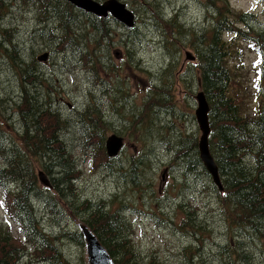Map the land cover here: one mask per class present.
Wrapping results in <instances>:
<instances>
[{
    "label": "trees",
    "instance_id": "16d2710c",
    "mask_svg": "<svg viewBox=\"0 0 264 264\" xmlns=\"http://www.w3.org/2000/svg\"><path fill=\"white\" fill-rule=\"evenodd\" d=\"M21 1L40 2L46 5L50 3V0ZM6 12L5 8L1 7L0 0V23L3 20L2 15H5ZM169 20L170 31L174 37L179 36L185 40L190 38L191 32L181 30L175 16ZM238 32H241V30H238ZM242 37L243 34H238L237 36V38ZM59 38V46L62 47L59 49L57 47L48 49L52 57L53 53H55L53 59H57V61H54V64L57 66L61 63V60L67 61L71 58L70 54L74 57L76 52H78L81 53L83 62H79L73 73L71 72L72 82L76 80L75 75L79 73L84 75L92 74L91 78L98 77L100 70L105 67V64L102 63L101 56L96 53L94 44L83 45L84 43H88L86 35L82 34L76 40L71 41L66 34V29L64 30L63 28L61 29ZM68 43L72 45L70 47L72 51L65 55L68 46L65 45ZM218 44L219 42L204 45L205 48L201 49L199 57L201 62L198 63V66L202 69L203 88L208 94L211 106L209 114L212 128L209 140L210 151L217 158L219 173L226 192L223 195L224 197H222L215 186L210 191L208 181L202 184L201 192L208 195L211 201L214 202L216 210L220 214V220L229 233L224 246L229 249L252 248V245L256 243H264V153L262 152L264 148V108L261 110V119L257 123L250 124L240 118L246 114L239 110L248 108V106L244 101V96H233L234 90L237 89V84L233 74L222 63V56L224 54H222V48L220 47L221 52L217 51ZM219 45L227 47L226 52L233 51V48L238 47L235 39L220 41ZM4 54L10 59L13 66L7 68V72L14 79L18 80L15 87L18 88L20 96L16 98L15 102L18 104L23 121L29 120L31 113L35 112L34 108L42 110V114H45L48 120L55 119L58 113L51 114L48 112L47 105L44 110L43 103L36 101L33 95L32 89L37 88L44 82L42 76L38 72L35 73L34 64L30 63L27 65L26 55L19 51L18 47L14 49L13 54L9 50H4ZM29 55L31 56V60L36 61L34 52ZM90 61L92 70L91 65H89ZM172 87L174 85L154 88L153 94H151V97L155 98L154 103L167 106L169 99L164 91ZM3 100L4 98H0V103ZM124 101V96L119 94L117 104L125 122L123 126L118 128L119 131L117 132L131 137L137 132L138 124L143 120L144 116L142 114L144 113L134 112L133 109L135 108L127 107L124 105L127 103V100L126 103ZM158 105H156V109H154V105L148 109V112L154 111L156 119H159L160 111L170 115V120L177 115V112L172 109L171 105H169V108L173 111L164 110L159 108ZM96 106L97 104L91 99L86 107L75 112L77 114L73 120L72 115L62 118V120L63 125L68 131H72V125L81 127L80 131L84 133V136L81 138L83 142L82 147L85 152L90 154L92 167L107 169L104 160V138H98L99 132H104L103 135L107 133L103 121L94 112ZM246 117L245 119H247ZM150 119L151 117L149 116L147 125H149ZM156 121L158 123V120ZM61 123L59 127L62 126ZM85 123H89L91 127L85 128ZM37 124L38 120L34 125L37 126ZM156 126L159 132L160 128L158 124ZM167 126L176 135L180 133V130L177 129L179 133L174 130L170 121L167 123ZM22 130L23 133H21ZM22 130L16 131L21 137L16 142L13 139L9 142L6 137L0 135V184L7 183L6 186L0 187L2 191L1 204L9 213L13 222L16 224L21 222L23 225H18L19 232L15 234L10 223L0 220V264H18L20 260L35 264V261L41 257L45 258L50 264H75L66 255L47 245L46 241H49V237L53 234L45 233L43 227H40L37 213L31 206V202H33L31 191L35 189L39 198L46 194L38 183L36 175L37 165L46 172L50 170L55 176L51 178V182L55 184V191H47L49 192V196L47 197L49 201H52L53 206H55L59 205L58 199H62L64 202L67 201L70 207H76L74 206L75 202L77 200L80 201L79 206L82 209L79 211L86 212L88 210V215L85 214V219L82 212V218L106 246L116 264H166L156 253L142 254L140 252L134 241L135 229L130 222L128 213H124V207L128 203H132L133 209H137L139 202L145 200L130 202V200L113 195L107 201H95L96 205L90 199L81 198L74 189L69 188L67 191L68 186L66 182H69L72 187V183L76 180L77 176H72L76 175L72 172V155L70 153H66L65 155L63 143L54 135V133H57V130H53L51 138L46 136L47 130H43L42 133L39 132L40 129L38 128L29 129L28 124L24 125ZM167 136L163 135L164 138ZM176 142L181 159L175 165L179 164L184 170L183 176L186 178L196 173L199 175L207 173L205 168L200 164L196 138L189 150L187 149L188 143L186 138H179ZM30 147L32 152L29 151ZM88 148L90 149L88 150ZM239 148L250 149L238 154ZM253 151L257 154L251 157L250 154ZM35 154L37 155L36 163H33L32 156ZM235 157H238L237 161L234 160ZM129 160L130 158H127L125 161L128 162ZM134 161L137 162V157H134ZM136 167L135 162L128 163L126 166L128 178L133 181L131 187L139 188V192L142 194L147 188L149 194L147 202L157 198L159 193L156 187L152 188L142 184L140 181H135L134 176L138 173V167ZM56 169H60L57 174H55ZM173 186L175 187V184ZM220 201L223 204V208L217 206V203ZM48 206H50V202ZM149 210L153 211V208ZM141 211L142 209L139 212ZM191 213L190 210L179 205V210L174 214L175 218L182 219L176 225V228L186 233L189 237H192L190 235H194L192 237L194 241L183 245L179 251L182 259L187 264H201L202 260L197 259L198 256L195 254L199 250L203 252L202 245L204 241H202L203 238L201 237L206 234V231L210 233L205 228V225L209 224L210 227L213 226L209 218L202 214L204 218V225L202 227L200 220L197 219V215L194 217L191 216ZM156 216L160 219L163 218L166 216L165 211L159 209ZM30 225L34 228L30 227ZM76 236L72 234L73 239ZM226 248H221L220 255L224 254L223 251ZM242 256L246 258L249 255L247 253L246 255L240 253L237 255V259L240 260Z\"/></svg>",
    "mask_w": 264,
    "mask_h": 264
},
{
    "label": "rangeland",
    "instance_id": "374dc122",
    "mask_svg": "<svg viewBox=\"0 0 264 264\" xmlns=\"http://www.w3.org/2000/svg\"><path fill=\"white\" fill-rule=\"evenodd\" d=\"M9 1L13 4L12 13H10L8 17L3 20L2 25L8 26L9 24H12L17 27V30H14L16 33L13 34L15 41L26 39L32 40V32L35 27L34 21H28L26 18L27 13H25V17H21L18 13L20 10L25 9L27 4L23 3L21 0ZM134 1L135 0H131L130 5H133ZM164 1L165 0H153V8L144 4L145 0L138 1L137 6L140 8V23L136 22V30L137 32H145V35L141 36L137 34L136 38H133L131 40L132 42L127 44L132 48L134 57L133 61H130V64H132L131 67L128 69L125 66L123 68L119 67L110 69V67L105 65V67L100 70L98 77L91 78V81L86 79L84 74L79 73L75 75L76 80L72 82V88L75 91H71L68 87V82L71 78V72L73 73L75 68L78 66V63H81L80 53L76 52L74 57H72L75 59L74 61L61 60V63L57 66L54 64V61L56 62L57 59H53V57H55V53H53V57L50 54V58L52 60L51 63L53 66H56L54 70L55 74H51L49 76V74L45 72L47 71L46 67H43L45 71L36 67L35 73H40L42 79L46 81L40 84L37 88L32 89L35 100L40 102L44 99H48V94H50V97L53 98L55 102H59L61 104L63 115L68 116L73 105L77 106L79 110H82L92 99L97 104L94 112L99 119L103 121L106 133H108L110 130L118 129L123 126L125 119L121 115V111L109 109L108 100L111 97L107 96L106 99L104 98L105 93L102 89L103 83L108 81L111 86L113 84L111 82V78L116 80L115 76H117L119 80L125 79V83L122 85L124 91L120 94L126 96V106L140 109L145 114L148 107L154 105V109H156V105H158L152 100L151 103L148 104L149 99L152 97H144L146 93L143 95L144 88L148 82V75L145 73V70L149 69L151 72L156 73L157 70H159V66L163 65L166 68L169 61H171V63L173 62L174 68L172 70L170 80H174L175 84L179 83V85L182 84L188 87L187 102L189 105L186 106L187 115L183 116V129L188 133V136L182 137L186 138L188 143L187 149L189 150L199 133L194 116L195 101L191 97V90L195 93L196 91L194 90L196 89V86L195 78H192V74L186 70L185 63L181 60L184 58L187 61H192L193 58L196 57V53L192 51L185 52L188 48L187 40L182 39L179 36H176L178 38H170L168 43L169 45L166 50H164L165 41L163 37H160L162 35L160 23L162 22L159 17L169 19L174 16L172 13L176 12L178 15L177 22L182 24L181 30H187L190 32L194 30L197 34H201L211 27L210 15H204V12L200 9L197 0H169L171 2L170 5H165ZM229 2L231 4H236L240 10L246 11V7L258 6L260 0H229ZM64 8L65 7L63 6L61 7V9ZM145 12H154L152 19L150 20L153 22L157 21L156 26L146 25L144 27L143 20L145 19H142V15ZM259 14L260 13L257 15ZM72 15H74L75 20L70 23L71 29L81 34V30L77 29L78 24L82 22L81 16L77 15L73 9ZM38 26H42V23H39ZM66 26L69 25L66 24ZM90 28L91 27L88 25L87 29ZM253 34L255 35L254 30ZM120 37V35L118 37L115 36L114 40H116V38L119 40ZM74 40L75 39L72 41ZM88 45H91L90 39L88 41ZM115 45L120 46L121 43L116 42ZM71 46L72 45L67 46V52H65V55L72 51L70 50ZM239 46H246V43L240 41ZM60 47H57V49ZM18 49L25 55L31 54L33 51L36 56L39 54V50L33 42H29L26 45L18 47ZM122 50L124 51V47ZM46 51L49 52V50ZM189 55L192 57L188 58ZM240 56H242L241 63L243 64V68L234 67L232 71L237 73L235 81H238L243 86L248 87H242L241 89L244 93H248V91H250L252 94L249 99L246 97L247 101H250V106H252L256 103L253 96L264 98V82L260 89L257 87L254 88L260 93L259 95L252 88L254 85L253 82L255 81L256 71L253 69V66L250 65V62L254 57V53L245 49L244 52H241ZM124 59L126 60L125 62ZM128 61L129 59L125 55V58H123L120 62L126 65ZM176 62H178L177 64L180 67L175 74H173L174 70L177 68V66H175ZM3 63V60H1L0 65ZM7 71L8 69L0 70V98H4V100L0 103V135L2 137H6L9 142H11L12 139L16 142L17 139H21L20 135L16 131L22 130L24 125H34L38 120L37 126L34 125V127L40 129L42 126L44 127V125L49 123L47 122L45 114H42L43 111L38 108H34L35 112L31 113L29 120L27 119L23 121L22 114L18 109V104L15 101H12L11 103L7 102V94L14 95V93H16L17 96H20L18 88L15 87L16 84L13 76ZM91 75L88 76L91 77ZM251 77L253 78L251 79ZM55 78L58 79V82H55ZM179 85L178 87H180ZM92 86L94 88H92ZM49 87L52 90L49 89ZM78 89L79 91H77ZM149 93L153 94V91H149ZM158 107L164 110L173 111L169 108V105L163 106L159 104ZM135 109H133L134 112ZM74 118L75 116L72 112V120ZM161 119L166 121L165 115H161ZM170 122L173 125L172 127L174 130L179 133V119L174 120V118H172ZM61 124L62 126L58 128L56 134L58 139L63 143L65 155L66 153H72L71 155L73 159L71 158V167L72 172L76 174L72 176H77L76 180L72 183V187H67V191L69 188L74 189L81 198L90 199L96 205V200H107L113 195H117L122 199L130 200V202L140 201L142 199L145 200L140 201L137 209L133 210L138 213L142 209L147 213V217L144 215L139 216V214L133 213L130 209V213L127 214L130 218L132 226L135 229V244L142 254L151 252L156 253L166 264H187V262L182 259V255L179 250L183 245L189 244L191 242V238L183 231H179L178 228L173 227L171 223L164 222L162 224L159 221V217H154L159 212V206H164L163 210L168 211L170 216L173 217L174 205L177 204L178 206L181 205L182 207L190 210L192 212L191 216L194 217H196L197 211L199 210V212H201L199 220L202 227L204 225L203 215L209 218L210 223L213 226L210 227L209 224L205 225L210 233L206 231V234L201 237L206 239V242L202 245L204 249L203 252L199 250L195 254L198 256L197 259L202 260L201 262L212 264L228 263L227 259H222L217 253V243L224 244L228 235L221 234L217 231L223 224L220 220V214L216 210V206L214 202L211 201L210 197L204 192H201L202 184H204L208 179L210 180V177L206 173L198 175L197 177L195 175H189L186 177L188 181L185 182V177L183 176L184 170L179 164L175 165L181 159L180 152H178L176 145H174L171 149H167L166 143L163 142L162 144L157 138L155 139L152 136V131L150 130H147L145 136L141 138H138L135 135L131 137H127V135H125L128 139L127 142L125 141V147L120 152L119 157L110 163L115 169H121V163L126 162L125 160L130 158V160L126 162L127 165L128 163L135 162L138 168L140 166V174H135V181L146 183L151 179L155 185L154 187H158L159 190L162 191L157 198L147 202L146 200L149 198L147 190L142 194L139 192V188L131 187L130 184L124 185L123 179L120 176L115 175L111 170L105 168H93L91 166L90 154L85 152L82 147L83 142L81 141V138L84 136V133L80 131V126L72 125V131H68L63 125V122ZM84 127L90 128L91 125L89 123H85ZM158 127L161 129L162 125L158 124ZM21 133H23V130ZM103 134L104 132H99V137H103ZM177 137L178 135H176L175 132L168 131L169 140L173 139V141H176ZM136 144H140L141 148L138 149V145ZM89 149L90 148H88V150ZM29 151H31V147ZM134 157H137V162L134 161ZM36 158V154L32 156L33 163H36ZM170 160L173 164L168 162ZM36 169H40V167L37 165ZM59 170L60 169H56L55 174H57ZM117 173H121V171H117ZM124 175H127V171L124 172ZM173 175H175L177 182H175L171 177ZM169 183H175V188L169 189ZM40 186L45 189L42 184H40ZM166 188H168V192H165L164 189ZM46 193L48 194L49 192ZM71 195L72 191L70 193V200ZM41 199L43 200L44 196L41 198L33 197L32 205L36 210L41 226L45 228V230L48 229V231L53 234L49 237V241H46L47 245L66 255L75 264H85V248L83 250L82 237L76 227L75 219L81 218L82 212L83 218L85 219V216L88 215V210H86V212L79 211L82 207L79 206L80 201L78 200L74 205L76 207H70L69 203L65 201L64 206L58 209L52 204H50V206L46 205ZM66 207L68 209H66ZM150 208H153L151 213L154 216L149 214L150 210L148 209ZM60 209L61 211L66 209V211L61 214L62 212ZM0 214L4 219H9V217L4 214V208L1 206ZM30 227L33 226L30 225ZM14 233H18V231L14 229ZM72 234L77 236L73 239ZM190 236L194 237V235ZM262 247L263 249L256 247L251 250L253 261H251L250 264H264V245ZM27 263L30 264L29 261L24 260H20L18 262V264ZM35 264L50 263H48L45 258L41 257L39 260L35 261ZM236 264L245 263H241L240 260H238L236 261Z\"/></svg>",
    "mask_w": 264,
    "mask_h": 264
},
{
    "label": "water",
    "instance_id": "95a60500",
    "mask_svg": "<svg viewBox=\"0 0 264 264\" xmlns=\"http://www.w3.org/2000/svg\"><path fill=\"white\" fill-rule=\"evenodd\" d=\"M70 1L72 2L74 1L73 3L83 7L86 10L95 11L98 13L106 11L107 9H111L116 13L118 10V8H116L115 6H111L113 5L114 0H107L102 5H99V4L96 5L95 2L92 0H81V1L80 0H70ZM128 14L130 16L126 17L125 23L127 25H131L133 23V14L129 10H128ZM194 99L196 101L195 119H196L198 128L200 130V136L198 140L199 157L202 160V163L206 167L208 172L214 177V180L218 182V170L209 152V145H208V136L210 133V126L208 122L209 105L205 97V93L203 91H198L195 94ZM105 146H106L107 154L109 156L116 155L122 146V137L116 134L109 135L106 139ZM38 179L42 184L46 186L50 185L45 172L42 170H38ZM78 226L82 233V238H83L82 241L84 243V248H85L84 251H85L86 263L87 264H114L106 248L100 243V241L98 240L96 235L90 230V228L87 225L80 223V222H78Z\"/></svg>",
    "mask_w": 264,
    "mask_h": 264
},
{
    "label": "flooded vegetation",
    "instance_id": "af4514ba",
    "mask_svg": "<svg viewBox=\"0 0 264 264\" xmlns=\"http://www.w3.org/2000/svg\"><path fill=\"white\" fill-rule=\"evenodd\" d=\"M99 1V0H97ZM100 1H104V0H100ZM131 0L129 1H124L127 6L129 7L130 5L128 4ZM39 5V10L41 11V14H44L46 12H50L52 13L55 10V6L53 3H49V4H44V3H38ZM201 6L203 9L208 10L209 12L217 9L218 6V0H201ZM131 7V6H130ZM83 11H77V15L81 16V20L87 22V24L92 28L91 29V34L93 35V33L95 32V27L96 26H103L104 27V31H105V35H107V42L106 43H102V49L101 52L103 53V57L105 60V64L107 67H110V69H114V68H118V62L119 60H121V58L123 57V53L116 50V48L118 47L117 45H115V43L118 41V39L116 38V40H114L115 36H121V33H123L121 27L123 26V23L120 22L119 20H115L109 13L106 16H96L90 13H82ZM28 15H31V13H28ZM53 16V15H52ZM51 16H48V18H50ZM105 18V19H104ZM31 19V17H30ZM144 21H148V20H144ZM251 26V25H250ZM253 28H255L256 30L259 29L257 27H260V25H252ZM249 37L251 38H255L256 36L254 34H248ZM263 38V36H261ZM120 38H123V36H121ZM37 43H39V46L42 48V51L47 50L46 48H48V46L46 45V41L44 39H40V41H36ZM41 51V52H42ZM34 52V51H33ZM44 53H47L44 52ZM70 57L67 61H72V54H70ZM50 56H48L43 62L41 60H38V55L36 56V61L31 60V56L29 54L26 55V63L27 65L30 63L34 64V69L36 70V67L40 68L41 70H44L43 67H46L47 72L49 74V76L55 72V68L56 66H52L51 63V59ZM50 65V67H49ZM161 69V68H160ZM40 74V73H39ZM41 75V74H40ZM154 78V79H153ZM156 73L151 74L150 76V81H153L150 83V88L149 90L151 91L153 88H155L156 84ZM116 79L119 80V78ZM44 80V79H43ZM55 82H58V79L55 78L54 79ZM114 80V79H113ZM46 80H44L45 82ZM104 93L105 96L104 98L106 99L107 96H110L111 98L108 100V103L110 102H117L119 100V87H114V89H110L108 86H105L104 88ZM182 97L185 96V94H183V92L181 93ZM171 96V94H170ZM170 96L167 95V98L170 101ZM151 103V98L148 101V104ZM170 103V102H169ZM110 110H114V109H110ZM58 113L59 115H56L55 119H51L46 126H42L40 128L39 132L43 133V130H47V134L46 136L48 138H51L52 132L54 129L58 130L59 128V124L61 122H63L62 117L60 116L62 114L61 109L58 110L57 112H55V114ZM59 119V120H58ZM55 131V130H54ZM54 135L57 136L56 133H54Z\"/></svg>",
    "mask_w": 264,
    "mask_h": 264
},
{
    "label": "bare ground",
    "instance_id": "6f19581e",
    "mask_svg": "<svg viewBox=\"0 0 264 264\" xmlns=\"http://www.w3.org/2000/svg\"><path fill=\"white\" fill-rule=\"evenodd\" d=\"M126 1H129V0H126ZM94 2H95V4L96 5H98V2L99 1H97V0H94ZM129 5L131 4V1L128 3ZM128 10H129V7L127 6V4L125 3V2H123L122 3V5L120 6V8L117 10V12H116V17H117V20H119L120 22H122L123 24H124V22H125V20H126V17H127V15H128ZM181 10V9H180ZM175 16V15H174ZM173 17V16H172ZM172 17H170L169 19H171ZM105 19V18H104ZM136 22H138L137 21V19H135L134 20V24H135V27H136ZM259 26V25H258ZM251 27H252V25H251ZM122 28V27H121ZM19 50V49H18ZM20 51V50H19ZM22 52V51H21ZM35 53V52H34ZM33 55V54H32ZM38 55V54H37ZM43 55H44V59H41V61L43 62L48 56H50V53L49 52H47V53H43ZM51 59V58H50ZM49 59V60H50ZM72 61H74V59H72ZM80 61L81 62H83L82 61V57H81V53H80ZM89 65H91V61H90V63H89ZM93 68H92V65H91V70H92ZM190 85V84H189ZM151 91H154V88L151 90ZM144 97H151V94L149 93V92H147L146 93V95L144 96ZM151 100L153 101V102H155V98L152 96V98H151ZM125 103H126V99H125V101H124ZM124 105H126V104H124ZM66 108V107H65ZM150 107H148V109H149ZM148 109H147V112L146 113H148ZM66 110V109H65ZM58 115V114H57ZM165 117H166V123H168L169 121H170V115H167L166 113H165ZM59 120V119H58ZM125 122V121H124ZM126 125V124H125ZM124 125V126H125ZM70 136V135H69ZM57 140V139H56ZM72 154V153H71ZM218 177H219V179L221 180V182H222V178H221V175H220V173H219V169H218ZM49 195L46 193L45 195H44V199L42 200L46 205H48L49 204V202H50V204H52L53 205V202L52 201H49V199L47 198ZM58 202H59V205L61 206V207H63L64 206V201L62 200V199H58ZM59 205H55V207L56 208H61ZM66 209H68L67 207H66ZM66 209H63L64 211H66ZM60 211H61V209H60ZM64 211H61L62 212V214L64 213ZM40 218V217H39ZM43 230L45 231V233H47V234H49L50 232L48 231V229L47 230H45V228H43ZM253 231V230H252ZM253 247V246H252ZM202 257V256H201ZM200 257V258H201Z\"/></svg>",
    "mask_w": 264,
    "mask_h": 264
}]
</instances>
